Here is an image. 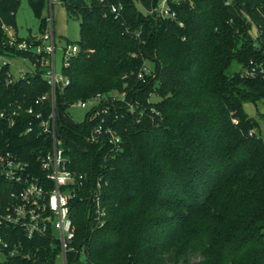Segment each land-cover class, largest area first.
<instances>
[{
    "label": "trees",
    "instance_id": "1",
    "mask_svg": "<svg viewBox=\"0 0 264 264\" xmlns=\"http://www.w3.org/2000/svg\"><path fill=\"white\" fill-rule=\"evenodd\" d=\"M21 1L0 0V50L34 68L11 81L8 67L0 70V113H14L12 126L0 118V152L35 166L49 145L27 110L43 120L55 112L69 168L86 179L70 201L76 252L67 264H264V138L243 109L264 104V0H191L178 8L183 27L145 16L134 0H62L79 41L53 101L41 56L7 46L2 25L16 31ZM48 1L26 0L40 31ZM119 4L115 18L110 6ZM145 61L151 74L141 82ZM111 93L124 97L105 101V114L69 118L73 103L98 94L110 101ZM101 119L121 137L116 154L89 141ZM30 122L33 133L24 135ZM97 183L99 221L84 194ZM12 188L0 180V205ZM0 236L8 244L0 264H56L60 254L49 238L4 227Z\"/></svg>",
    "mask_w": 264,
    "mask_h": 264
},
{
    "label": "built area",
    "instance_id": "2",
    "mask_svg": "<svg viewBox=\"0 0 264 264\" xmlns=\"http://www.w3.org/2000/svg\"><path fill=\"white\" fill-rule=\"evenodd\" d=\"M103 2V0H99ZM139 10L145 16H151L154 19L169 20L175 22L179 27L184 23L179 19L178 8L181 4L189 3L191 0H154L150 2L149 7L143 6L139 0H134ZM228 4V1L225 3ZM122 10V6H110V13L117 18ZM51 19H48V23ZM2 30L6 37L7 46L19 52H32L35 56H41L40 64L46 68L43 75L48 86L51 89L52 101L55 88L63 87L68 84L66 79L55 74L54 55L55 42L52 31L44 32L40 42L34 46L32 42L16 36V31L5 25ZM127 33H130L126 29ZM135 38H140V33H130ZM77 46H68L64 49L63 64L69 56L77 54ZM6 51L0 50V70L8 67L10 58ZM22 61L28 59L18 56ZM29 61V60H28ZM33 66L34 64L31 63ZM34 68V67H33ZM30 73L26 70H19L18 78L24 77ZM151 74V66L147 61L143 62L138 69L137 79L144 82L145 78ZM9 81L14 80L10 72H7ZM124 95L115 93L109 94V100L100 94L72 104L79 109L91 108L93 117L100 112L105 114L106 109L99 110L100 106L106 101L113 103L123 100ZM46 97L43 96L35 102L38 104ZM128 108H132L128 105ZM27 113L36 119V126L39 127L38 136H43L44 143L49 145V149L42 153L39 151L35 157V166L28 161L22 160L17 155L10 152H0V180L12 185V190L8 194L7 202L0 205V230L4 228H13L20 230L26 239L33 237L49 238L55 242L59 248L62 263L67 264L66 255L76 252L74 248L75 228L70 217V201L77 196V189H84L86 182L83 175L77 174L70 170L69 160L65 155L63 147V138L58 133L57 115L53 111L45 120L40 114L33 115L32 109ZM13 115L7 116L0 113L1 119H6L9 126L14 124ZM115 116L114 120H118ZM105 120L101 119L100 124L92 130L89 141L100 143L109 147L110 153L116 154L120 148L121 137L117 131L111 127H105ZM34 124H27L24 135L33 133ZM37 165V166H36ZM96 182H100L99 180ZM84 194L89 202L96 220L99 221L105 216V209L101 206L100 185L96 184L95 188L85 189ZM83 199V198H82ZM8 250V244L0 236V256ZM17 250L9 251V256L17 254Z\"/></svg>",
    "mask_w": 264,
    "mask_h": 264
},
{
    "label": "rangeland",
    "instance_id": "3",
    "mask_svg": "<svg viewBox=\"0 0 264 264\" xmlns=\"http://www.w3.org/2000/svg\"><path fill=\"white\" fill-rule=\"evenodd\" d=\"M62 0H49L48 6L43 10L42 16L45 18L47 26L42 31L39 30V20L35 17L32 10L26 3V0H22L18 11L16 13V36L18 38L32 37L38 39L46 31H52L55 42V55H54V69L57 76L61 75V68L63 65L64 49L68 46H73L79 41V23L76 20L69 19L65 13ZM48 19H51V23H48ZM9 72L12 74L13 79H17L19 76V70L33 71V66L27 61H22L20 57L14 56L9 59ZM151 99H154L153 97ZM128 108V105H127ZM245 113L256 121L257 126L253 128L254 134H259L264 138V104L258 102L256 105L246 102L243 104ZM91 110L90 107L86 109H79L76 106H71L67 110L69 118L77 124L84 121L85 116ZM133 108H129L132 111ZM80 263L83 261V257H80ZM2 261V256H0ZM83 263V262H82ZM56 264H63L61 255L56 258Z\"/></svg>",
    "mask_w": 264,
    "mask_h": 264
}]
</instances>
